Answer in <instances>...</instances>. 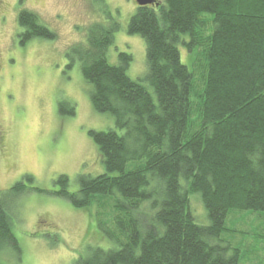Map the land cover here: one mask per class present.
Wrapping results in <instances>:
<instances>
[{"label":"trees","instance_id":"obj_1","mask_svg":"<svg viewBox=\"0 0 264 264\" xmlns=\"http://www.w3.org/2000/svg\"><path fill=\"white\" fill-rule=\"evenodd\" d=\"M95 1L106 20L67 56L91 86L94 112L110 115L115 130L89 131L103 173L79 175L75 193L60 175L55 195L89 212L98 199L110 204L113 227L99 226L113 248L74 264H238L239 250L223 239L228 220L264 214V0L136 4L127 32L144 40L148 68L138 80L129 76L131 54L110 62L121 26L105 0ZM18 24L23 47L58 38L33 12L20 11ZM59 114L74 117L75 106L60 103ZM25 181L34 178L14 185L15 197L43 192ZM192 195L208 226L196 222ZM15 229L0 197V255L21 254Z\"/></svg>","mask_w":264,"mask_h":264},{"label":"rangeland","instance_id":"obj_2","mask_svg":"<svg viewBox=\"0 0 264 264\" xmlns=\"http://www.w3.org/2000/svg\"><path fill=\"white\" fill-rule=\"evenodd\" d=\"M105 1L121 26L110 62L117 64L120 52L131 54L129 76L138 80L148 68L144 40L127 32L135 0ZM23 10L37 14L57 40L36 39L23 47L18 24ZM103 10L95 0H0V197L10 208L21 247L20 255L1 253V264H74L94 248H113L99 226L101 221L113 227L110 204L98 199L89 212L55 195L60 175L69 177V191L75 193L79 175L103 173L89 131L115 130L110 115L94 112L91 86L79 63L69 67L67 56L85 43L91 26L106 20ZM60 103L75 106L74 117L61 116ZM25 176L34 178L33 184L24 182L27 190L43 192L15 197L10 189ZM190 207L196 222L208 226L199 196H191ZM227 229L223 239L239 250L238 264H264V214L231 217Z\"/></svg>","mask_w":264,"mask_h":264},{"label":"water","instance_id":"obj_3","mask_svg":"<svg viewBox=\"0 0 264 264\" xmlns=\"http://www.w3.org/2000/svg\"><path fill=\"white\" fill-rule=\"evenodd\" d=\"M136 4L140 7L146 6H159L158 0H135Z\"/></svg>","mask_w":264,"mask_h":264}]
</instances>
